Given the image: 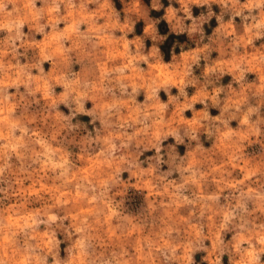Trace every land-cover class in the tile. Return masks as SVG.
<instances>
[{
	"label": "rangeland",
	"instance_id": "rangeland-1",
	"mask_svg": "<svg viewBox=\"0 0 264 264\" xmlns=\"http://www.w3.org/2000/svg\"><path fill=\"white\" fill-rule=\"evenodd\" d=\"M0 264H264V0H0Z\"/></svg>",
	"mask_w": 264,
	"mask_h": 264
}]
</instances>
